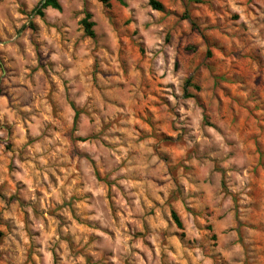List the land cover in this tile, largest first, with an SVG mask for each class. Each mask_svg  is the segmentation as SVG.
Here are the masks:
<instances>
[{
    "label": "clouds",
    "instance_id": "9594fccd",
    "mask_svg": "<svg viewBox=\"0 0 264 264\" xmlns=\"http://www.w3.org/2000/svg\"><path fill=\"white\" fill-rule=\"evenodd\" d=\"M0 264H264V0H0Z\"/></svg>",
    "mask_w": 264,
    "mask_h": 264
}]
</instances>
